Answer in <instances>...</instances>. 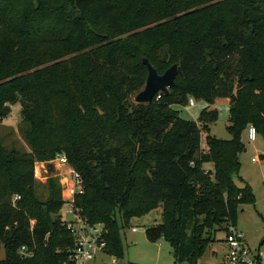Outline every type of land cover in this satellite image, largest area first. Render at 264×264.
Returning <instances> with one entry per match:
<instances>
[{
  "label": "trees",
  "instance_id": "trees-1",
  "mask_svg": "<svg viewBox=\"0 0 264 264\" xmlns=\"http://www.w3.org/2000/svg\"><path fill=\"white\" fill-rule=\"evenodd\" d=\"M144 59L159 74L179 66L149 104L131 102ZM191 98L206 103L197 122L172 109ZM218 99L229 100L228 140L209 134ZM15 105L29 151L0 138V264H76L61 185L49 178L42 199L34 178L58 155L83 178L75 205L103 225L105 254L123 259L121 230L163 204L148 239L163 235L176 263L194 264L236 227L238 203L255 201L232 179L243 133L264 138V0H0V128Z\"/></svg>",
  "mask_w": 264,
  "mask_h": 264
},
{
  "label": "rangeland",
  "instance_id": "rangeland-1",
  "mask_svg": "<svg viewBox=\"0 0 264 264\" xmlns=\"http://www.w3.org/2000/svg\"><path fill=\"white\" fill-rule=\"evenodd\" d=\"M136 95L131 97V102H135ZM194 101V107L189 106V104H176L172 106V109L177 111L182 118L197 122L201 111L206 107V103L196 99ZM211 109L218 111L219 119L216 123L210 125L209 134L217 139H230L231 135L227 130L229 126L228 101L226 99H218ZM21 123V107L15 105L12 107L11 115L0 128V138L10 148L15 147L18 150L29 151V146L24 140L20 129ZM206 137L207 134L202 133L201 147L203 149L207 148ZM242 140L246 149L240 156V177L251 187L255 201L252 204L245 202L238 203L236 229L243 235L248 246L253 251H256L260 244L264 242V138L258 135L255 141H250L248 132L246 131L242 135ZM254 158H258V161H254ZM56 163H53L54 168L56 167ZM49 164L52 163L37 162L34 167V178L37 181L38 194L42 199H45L48 195L47 184L49 178L56 177L60 183L57 174L53 177L49 176L47 168ZM204 167L206 169L213 168L212 164L208 163L204 164ZM146 168L147 165L140 166L137 176H143ZM62 197L64 200L63 191ZM16 198L15 200H18ZM162 206L163 204H160L157 209L151 211L146 216L131 219L129 225L121 230L124 246L123 259L113 258L105 254V252H98L96 258L87 264H176L172 247L163 235L156 241H151L147 237L148 229L156 228L162 223ZM67 209L68 205L65 204L61 214L66 222H71L73 217L66 213ZM133 228H137V231H133ZM225 235V232H221V230L215 234V240L210 243L200 260L202 264L219 262L225 249L223 243ZM260 251L264 252V246H262ZM113 259H115V263H113Z\"/></svg>",
  "mask_w": 264,
  "mask_h": 264
},
{
  "label": "built area",
  "instance_id": "built-area-1",
  "mask_svg": "<svg viewBox=\"0 0 264 264\" xmlns=\"http://www.w3.org/2000/svg\"><path fill=\"white\" fill-rule=\"evenodd\" d=\"M160 97L161 94H158L157 99ZM188 104L194 107V99H189ZM247 132L250 141L257 139L258 132L254 126H250ZM253 160L258 161V158H254ZM52 162H60L70 166L67 157L64 155H58ZM70 174L72 176V183L69 188V196L71 199L64 201L68 205L66 213L76 218V222H67L68 229L75 237V249L72 254V260L76 264H87L96 258L98 252H105V243L102 241L104 228L101 224L90 225L80 217V210L75 205V198L84 193L83 178L79 172L71 167ZM16 199H20V197ZM133 231H137V228H133ZM224 232L226 234L225 240H223L225 249L221 259L217 263L207 264H264V252L260 251L262 246H264V242L260 244L256 251H253L244 240L243 235L237 231L236 227H229ZM200 260L194 264H202ZM113 263H115V259H113ZM176 264L188 263L178 262Z\"/></svg>",
  "mask_w": 264,
  "mask_h": 264
},
{
  "label": "water",
  "instance_id": "water-1",
  "mask_svg": "<svg viewBox=\"0 0 264 264\" xmlns=\"http://www.w3.org/2000/svg\"><path fill=\"white\" fill-rule=\"evenodd\" d=\"M143 64L148 69V76L146 80L145 87L140 91L136 97V103L149 104L153 102L156 95L160 93L169 94L170 89H172L176 84V78L178 76L179 66L174 64L163 74H159L158 71L150 64L147 59L143 60ZM101 113V112H100ZM48 173L50 177L55 175L54 167L52 164L48 166ZM234 186L243 191L247 188V183L240 179L239 176H233ZM7 260V250L5 244L0 246V263H4Z\"/></svg>",
  "mask_w": 264,
  "mask_h": 264
},
{
  "label": "crops",
  "instance_id": "crops-1",
  "mask_svg": "<svg viewBox=\"0 0 264 264\" xmlns=\"http://www.w3.org/2000/svg\"><path fill=\"white\" fill-rule=\"evenodd\" d=\"M227 101L229 103V100H227ZM53 163L54 162H52V165H54ZM55 166H56L55 167L56 170L54 168V171H55V174H57V176H59L63 195H64V200H70L71 197L69 196V188H70L71 183H72V176L70 174V166L64 165L60 162H57L55 164ZM72 217H73V219L71 221L76 222V218L74 216H72Z\"/></svg>",
  "mask_w": 264,
  "mask_h": 264
}]
</instances>
